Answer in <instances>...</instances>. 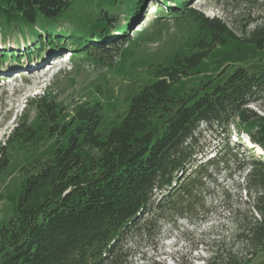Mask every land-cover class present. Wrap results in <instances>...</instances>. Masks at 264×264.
Masks as SVG:
<instances>
[{
  "label": "trees",
  "instance_id": "trees-1",
  "mask_svg": "<svg viewBox=\"0 0 264 264\" xmlns=\"http://www.w3.org/2000/svg\"><path fill=\"white\" fill-rule=\"evenodd\" d=\"M73 1L0 0V35L6 39L26 29L36 34L21 58L43 49L41 33L49 50L53 44L70 49L65 43L70 41L75 55L101 62L126 45L127 33L147 2L158 14L172 9L181 13L180 7L189 2L176 0L180 2L170 7L165 0H131L125 26H115L118 14L102 9L96 18L99 28L86 36L35 27L61 17ZM111 5H117L116 0ZM185 10L197 24L189 53L175 54L169 66L154 67L155 82L132 97L126 117L104 140L97 133L103 119L99 103H80L66 118L48 96L30 101L38 125L23 120L7 144L28 145L42 129L55 139V149L51 158L23 169L16 216L0 228V264H128L132 248L142 238L153 237L160 220L173 212L182 216L193 203L188 179L191 173L201 174L203 164L194 167L193 149L200 125L220 130L234 126L264 152V117L247 108L254 103L264 109V66L258 71L237 67L210 89L206 83L201 94L192 90L176 99L171 96L172 87L191 76L218 46L240 42L264 50V20L238 38L221 20ZM18 54L0 50V62L16 60ZM7 148L0 147V174L9 164ZM248 164L249 177L264 188L262 159ZM250 209L255 215L250 210V222L235 224L234 240L264 250V193L253 197ZM218 253L205 264H241L232 250Z\"/></svg>",
  "mask_w": 264,
  "mask_h": 264
},
{
  "label": "rangeland",
  "instance_id": "rangeland-1",
  "mask_svg": "<svg viewBox=\"0 0 264 264\" xmlns=\"http://www.w3.org/2000/svg\"><path fill=\"white\" fill-rule=\"evenodd\" d=\"M198 1L201 0L181 6L184 9L181 13L167 9L166 13L158 14L154 12L153 4L145 5L137 14L139 22L127 33L126 45L117 47L116 58L112 51L101 62H97V58L94 61L93 57L88 59L84 54L75 55L74 42L70 41H65L72 45L67 54H64L65 49L53 47L54 44L49 50L45 36L39 33V41L45 44L40 52H35L29 59L21 58L20 54L24 53L21 52L16 60L0 62V147H8L9 161L0 174L1 229L16 216L17 200L25 179L23 169L51 158L55 149V139L48 137L42 129L28 145L7 144L13 130L23 120L28 126L38 125L30 101L48 96L64 109L66 118L80 103H99L103 119L97 133L104 140L126 117L132 97L142 87L155 82L154 67L169 66L175 54L189 53L197 24L185 9L201 11L200 14L208 19L221 20L238 38L246 36L264 20V0H203L196 5ZM111 2L74 0L61 17L48 23L39 21L35 27L44 32L51 30L86 36L99 28L96 18L102 9L118 14L115 26H125L129 18L125 9L130 8L131 0H116L115 6ZM177 2L180 1L165 0L164 3L173 7ZM114 28H108L113 37L116 35ZM35 35L31 29L6 39L0 35V50H13L15 43L21 44L28 39L30 47V40ZM56 55H61V59L55 58L59 57ZM263 66L264 50H255L240 42L218 46L191 76L172 87L171 96L176 99L192 90L201 94L223 81L237 67L258 71ZM206 83H211L207 89ZM247 108L264 117V109L258 104L252 103ZM232 128L220 130L199 126L193 143L194 167L203 165L201 174L191 173L188 179L193 203L182 216L173 212L160 220L156 234L142 238L132 248L128 264H205L213 253L231 250L241 264H264V250L245 248L234 240L238 232L235 224L251 221L249 211L255 215L250 209L253 197L262 195L264 188L257 179L249 177L248 163L261 154L258 149L257 152L248 151L237 142ZM212 156H216L213 162L205 165Z\"/></svg>",
  "mask_w": 264,
  "mask_h": 264
},
{
  "label": "bare ground",
  "instance_id": "bare-ground-1",
  "mask_svg": "<svg viewBox=\"0 0 264 264\" xmlns=\"http://www.w3.org/2000/svg\"><path fill=\"white\" fill-rule=\"evenodd\" d=\"M251 148H254V146L252 145ZM258 151H259V153L261 154L262 151H261L260 149H258Z\"/></svg>",
  "mask_w": 264,
  "mask_h": 264
}]
</instances>
